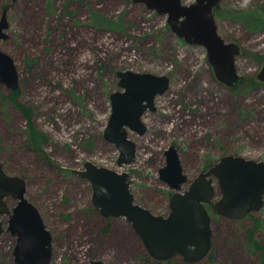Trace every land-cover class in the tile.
Segmentation results:
<instances>
[{
    "label": "rangeland",
    "instance_id": "1",
    "mask_svg": "<svg viewBox=\"0 0 264 264\" xmlns=\"http://www.w3.org/2000/svg\"><path fill=\"white\" fill-rule=\"evenodd\" d=\"M6 9L8 38L0 47L15 59L19 88L0 82V165L26 180V197L52 233L50 264H157L130 222L94 205L91 183L74 172L88 161L129 172L136 202L159 215L169 214L175 193L160 177L171 145L189 181L226 155L264 161V82L254 84L264 65V26L253 31L240 18L264 14V0H222L215 10L221 36L242 47L236 66L243 82L234 88L215 78L205 47L185 42L168 14L145 3L0 0V18ZM96 15L124 27L98 26ZM124 70L168 75L171 83L146 112L147 131L129 129L136 156L121 167L105 130ZM32 128L46 135L39 148ZM15 203L8 199L10 213H0V264H18V236L7 230ZM211 213L213 248L193 264H264V204L242 219Z\"/></svg>",
    "mask_w": 264,
    "mask_h": 264
},
{
    "label": "water",
    "instance_id": "2",
    "mask_svg": "<svg viewBox=\"0 0 264 264\" xmlns=\"http://www.w3.org/2000/svg\"><path fill=\"white\" fill-rule=\"evenodd\" d=\"M145 3L159 14H168L174 33L191 45L206 48L215 78L231 88L241 82L236 58L242 47L225 40L218 31L215 10L222 0H133ZM9 20L6 9L0 18V41L8 38ZM120 90L111 94L112 112L105 137L121 151L118 164L134 162L137 143L129 129L140 135L147 131L144 116L156 110V98L170 87L168 75L133 70L118 71ZM264 82V65L257 75ZM0 82L11 90L19 88V72L15 59L0 47ZM166 165L160 169L161 180L175 193L170 198L168 215L155 214L135 200L130 173L98 166L88 161L84 170L75 173L87 179L93 189L92 200L104 216L123 217L132 224L149 255L158 261L181 257L186 264L201 261L213 248V211L231 219H242L264 204V161L243 156L226 155L209 169L189 181L178 149L171 145L166 151ZM189 183L185 192L183 186ZM221 196L217 201L216 190ZM27 183L20 176L8 175L0 165V213L9 214L5 198L12 195L17 204L10 214L9 225L17 235L14 250L18 264H50L52 233L47 229L39 209L27 199ZM5 230L0 220V233ZM89 264H106L92 260Z\"/></svg>",
    "mask_w": 264,
    "mask_h": 264
},
{
    "label": "trees",
    "instance_id": "3",
    "mask_svg": "<svg viewBox=\"0 0 264 264\" xmlns=\"http://www.w3.org/2000/svg\"><path fill=\"white\" fill-rule=\"evenodd\" d=\"M99 18V20H98ZM241 20L245 24V26L253 31H257L261 29L264 26V14L258 13L256 11H246L241 15ZM95 24L102 27H108L113 29H123L122 22L119 21H113L111 19L105 18L103 16L96 15L95 16ZM242 79L240 84H242ZM261 82L257 79L254 80V84H260ZM16 93V91H15ZM32 134L30 136V139L33 144H35L38 148L42 144L43 140H46V135L43 133H40L35 130V128H32L31 130ZM212 166V165H211ZM180 259V260H179ZM157 264H186L182 258L174 257L172 259H169L167 261H158L155 260Z\"/></svg>",
    "mask_w": 264,
    "mask_h": 264
},
{
    "label": "flooded vegetation",
    "instance_id": "4",
    "mask_svg": "<svg viewBox=\"0 0 264 264\" xmlns=\"http://www.w3.org/2000/svg\"><path fill=\"white\" fill-rule=\"evenodd\" d=\"M5 11V10H4ZM16 90H18V89H16ZM2 166V165H1ZM2 169L5 171V169L3 168V166H2ZM186 191V189H182L181 190V192H185ZM8 199H12L13 201H16V203H15V205L17 204V200H15L14 198H13V196L12 195H9V196H7L6 198H5V201H6V203H7V200ZM214 201H216L215 199H214ZM15 205L13 206V208L15 207ZM9 206V205H8ZM11 208V207H10ZM208 208H209V210L211 211H213V209H212V206L210 205V206H208Z\"/></svg>",
    "mask_w": 264,
    "mask_h": 264
}]
</instances>
